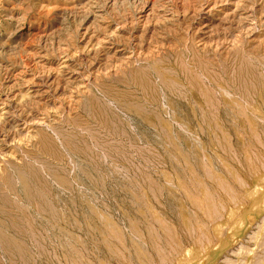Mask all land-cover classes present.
<instances>
[{
    "label": "rangeland",
    "instance_id": "1",
    "mask_svg": "<svg viewBox=\"0 0 264 264\" xmlns=\"http://www.w3.org/2000/svg\"><path fill=\"white\" fill-rule=\"evenodd\" d=\"M264 0H0V264H264Z\"/></svg>",
    "mask_w": 264,
    "mask_h": 264
},
{
    "label": "bare ground",
    "instance_id": "2",
    "mask_svg": "<svg viewBox=\"0 0 264 264\" xmlns=\"http://www.w3.org/2000/svg\"><path fill=\"white\" fill-rule=\"evenodd\" d=\"M264 200V199H263Z\"/></svg>",
    "mask_w": 264,
    "mask_h": 264
}]
</instances>
